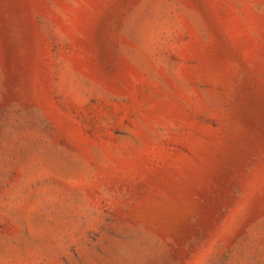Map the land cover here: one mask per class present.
<instances>
[{
  "label": "rangeland",
  "instance_id": "1",
  "mask_svg": "<svg viewBox=\"0 0 264 264\" xmlns=\"http://www.w3.org/2000/svg\"><path fill=\"white\" fill-rule=\"evenodd\" d=\"M0 264H264V0H0Z\"/></svg>",
  "mask_w": 264,
  "mask_h": 264
}]
</instances>
